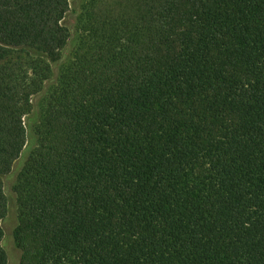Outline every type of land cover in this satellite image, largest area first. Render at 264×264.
I'll return each instance as SVG.
<instances>
[{
    "label": "trees",
    "instance_id": "16d2710c",
    "mask_svg": "<svg viewBox=\"0 0 264 264\" xmlns=\"http://www.w3.org/2000/svg\"><path fill=\"white\" fill-rule=\"evenodd\" d=\"M71 1L0 0V264L20 159V264H264V0Z\"/></svg>",
    "mask_w": 264,
    "mask_h": 264
},
{
    "label": "rangeland",
    "instance_id": "374dc122",
    "mask_svg": "<svg viewBox=\"0 0 264 264\" xmlns=\"http://www.w3.org/2000/svg\"><path fill=\"white\" fill-rule=\"evenodd\" d=\"M85 0H72L71 10L67 18L65 19V24L69 27L71 32V37L64 50L63 63L69 60L79 43L80 34L75 29L76 20L78 18L81 6ZM57 69V68H56ZM45 93L37 95L33 98L34 113L33 116L37 117L40 115L43 108V99ZM28 122V120H26ZM23 159H20L13 168V171L4 177L5 191L9 198V212L6 219L3 221V228L5 231V237L3 240V247L8 254V264H20L22 259V251L18 247L16 242V227L18 225L19 211L17 204V194L15 192V184L17 180V175L19 173L20 166L22 165Z\"/></svg>",
    "mask_w": 264,
    "mask_h": 264
}]
</instances>
